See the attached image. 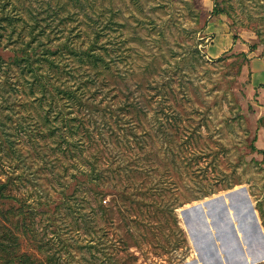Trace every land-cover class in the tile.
I'll list each match as a JSON object with an SVG mask.
<instances>
[{
    "label": "rangeland",
    "instance_id": "1",
    "mask_svg": "<svg viewBox=\"0 0 264 264\" xmlns=\"http://www.w3.org/2000/svg\"><path fill=\"white\" fill-rule=\"evenodd\" d=\"M244 45L264 48V0H0V264L264 252V86Z\"/></svg>",
    "mask_w": 264,
    "mask_h": 264
},
{
    "label": "crops",
    "instance_id": "2",
    "mask_svg": "<svg viewBox=\"0 0 264 264\" xmlns=\"http://www.w3.org/2000/svg\"><path fill=\"white\" fill-rule=\"evenodd\" d=\"M223 47L220 45V40L215 44L216 53L222 54L226 50L230 49L231 47H236L237 43L233 42L232 37L230 35H225L223 37ZM242 53L247 54L248 62L247 68L251 74L252 82L259 86H264V48H262L261 53L255 54L258 52V48L256 51L248 49L246 45L240 49ZM253 51V52H252Z\"/></svg>",
    "mask_w": 264,
    "mask_h": 264
},
{
    "label": "bare ground",
    "instance_id": "3",
    "mask_svg": "<svg viewBox=\"0 0 264 264\" xmlns=\"http://www.w3.org/2000/svg\"><path fill=\"white\" fill-rule=\"evenodd\" d=\"M227 195V194H226ZM245 195V194H244ZM230 197V196H229ZM228 197V198H229ZM219 197L218 196H216L215 198H213V199H209V200H207L206 199V201L204 200V201H200V202H198V203H194L195 204V206H201V205H204V203H206L207 202V204H208V202H210V201H212V200H217ZM225 198H226V196H225ZM221 199V198H220ZM230 199V198H229ZM228 199V200H229ZM219 200V199H218ZM226 200V199H225ZM240 200V199H239ZM236 201V200H235ZM227 202V201H226ZM239 202V201H238ZM213 203V202H212ZM211 203V204H212ZM222 204V203H221ZM238 204H240V203H238ZM235 206V205H234ZM246 206V205H245ZM192 207H193V205H192ZM211 207V206H210ZM220 207H221V205H220ZM223 207H224V205H223ZM230 207V206H229ZM216 208H217V211H216V214L217 213H220V208H218L217 206H216ZM215 208V209H216ZM186 210H191V206H190V208H185L184 210L182 209V212H185ZM224 210V209H223ZM205 211H207V210H205ZM241 211V210H240ZM240 211H239V213H240ZM253 212H254V210H253ZM235 213V212H234ZM208 214V213H207ZM193 216V218H195L198 214H196V213H194V214H192ZM226 215H228V214H226ZM206 216V215H205ZM216 216V215H215ZM257 216V215H256ZM242 220H241V222L239 221V223L238 224H241V225H238V232H240V233H242V232H244V230H246V229H248L249 230V225H250V223L252 222L251 220H250V217L248 216V215H246L245 214V212H242ZM252 217V216H251ZM257 218V217H256ZM215 220V219H214ZM215 222H217V221H215ZM226 222V221H225ZM216 224V223H215ZM229 226V225H228ZM202 227V226H201ZM236 227V229H237V225L235 226ZM252 227V226H251ZM260 227V226H259ZM258 228V227H257ZM216 229V228H215ZM231 229V228H230ZM252 229V228H251ZM228 230V229H227ZM232 230V229H231ZM233 230H234V228H233ZM250 231V230H249ZM248 231V232H249ZM245 232H247V231H245ZM261 232V231H260ZM255 233V232H254ZM257 233V232H256ZM198 234V233H197ZM197 234H195L196 236H197ZM202 234V233H201ZM207 234V233H206ZM221 235H219V237H220ZM238 236H240V235H238ZM248 236V235H247ZM201 237V236H200ZM224 237V236H223ZM230 237V236H229ZM198 238V237H197ZM205 237H203V239H204ZM208 238V237H207ZM206 238V239H207ZM240 238V237H239ZM200 239V238H199ZM253 239H255V238H253ZM252 239V241H255V240H253ZM263 239V238H262ZM231 240H232V243L234 244V246H237L238 244H237V241H234V239L231 237ZM241 242H242V244L244 245V242H245V240L242 238V236H241ZM201 241V240H200ZM239 241V240H238ZM230 243V242H229ZM239 243V242H238ZM259 243V242H258ZM261 243H262V241H261ZM203 244V243H202ZM249 244V243H248ZM239 246V245H238ZM233 248V247H232ZM238 247H236V249H237ZM205 251V250H204ZM203 251V252H204ZM250 253V252H249ZM202 254V253H201ZM246 255H248V256H246ZM253 257H252V256ZM251 255H249L248 254V252H246L245 253V256L246 257H244L242 260H241V264H253V263H264V252L262 251L261 253H258L257 251L256 252H254V253H252ZM256 256V257H255ZM202 258V257H201ZM205 258V257H204ZM254 258V259H253ZM204 262H205V260H203ZM207 262V261H206ZM210 263V262H209ZM206 264V263H205Z\"/></svg>",
    "mask_w": 264,
    "mask_h": 264
},
{
    "label": "trees",
    "instance_id": "4",
    "mask_svg": "<svg viewBox=\"0 0 264 264\" xmlns=\"http://www.w3.org/2000/svg\"><path fill=\"white\" fill-rule=\"evenodd\" d=\"M87 53L88 52L85 51L83 54L86 55ZM249 148L251 149V151H256L255 148L252 146ZM3 189H5V188H3L2 185H0V199L2 197H4V194H2ZM6 236H7L6 228L3 225H1V223H0V261H5V262H7L8 258H9L7 247L5 244ZM12 258L19 260L21 262L20 264H23V261H27V264H41L40 262L31 260L28 256H24V255L23 256L18 255V256L12 257ZM9 260H13V259H9Z\"/></svg>",
    "mask_w": 264,
    "mask_h": 264
},
{
    "label": "water",
    "instance_id": "5",
    "mask_svg": "<svg viewBox=\"0 0 264 264\" xmlns=\"http://www.w3.org/2000/svg\"><path fill=\"white\" fill-rule=\"evenodd\" d=\"M218 200V199H217ZM213 201V200H212ZM215 202H218L216 200H214ZM223 201V200H222ZM211 202V201H210ZM224 203V202H223ZM203 207L201 208V206H194V207H191V210H186L185 212H183L184 215H192L194 213L196 214H203Z\"/></svg>",
    "mask_w": 264,
    "mask_h": 264
}]
</instances>
